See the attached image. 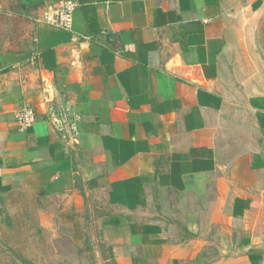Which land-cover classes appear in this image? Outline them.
Here are the masks:
<instances>
[{
	"label": "crops",
	"instance_id": "obj_1",
	"mask_svg": "<svg viewBox=\"0 0 264 264\" xmlns=\"http://www.w3.org/2000/svg\"><path fill=\"white\" fill-rule=\"evenodd\" d=\"M73 1L1 57L0 197L96 227L97 264H264L257 30L230 0Z\"/></svg>",
	"mask_w": 264,
	"mask_h": 264
},
{
	"label": "rangeland",
	"instance_id": "obj_2",
	"mask_svg": "<svg viewBox=\"0 0 264 264\" xmlns=\"http://www.w3.org/2000/svg\"><path fill=\"white\" fill-rule=\"evenodd\" d=\"M230 1L232 31L242 35L257 30L250 48L264 92V7L252 17L246 10L251 0ZM23 8L20 0H0V67L4 53L31 46L38 10ZM47 205L28 196L0 197V264H97V228L73 226Z\"/></svg>",
	"mask_w": 264,
	"mask_h": 264
},
{
	"label": "built area",
	"instance_id": "obj_3",
	"mask_svg": "<svg viewBox=\"0 0 264 264\" xmlns=\"http://www.w3.org/2000/svg\"><path fill=\"white\" fill-rule=\"evenodd\" d=\"M76 8L77 3L73 0H57L45 10L43 22L51 27L69 30L72 27ZM35 59L36 57H33L31 60ZM16 117L20 130H25L36 121L35 110L30 107L22 108Z\"/></svg>",
	"mask_w": 264,
	"mask_h": 264
},
{
	"label": "trees",
	"instance_id": "obj_4",
	"mask_svg": "<svg viewBox=\"0 0 264 264\" xmlns=\"http://www.w3.org/2000/svg\"><path fill=\"white\" fill-rule=\"evenodd\" d=\"M47 1L48 0H20L22 6H24L23 9H27L26 11H28V8L30 7L38 10L36 13V16L34 17V20L41 19V17L43 16V13L49 6ZM24 13H27V12H24Z\"/></svg>",
	"mask_w": 264,
	"mask_h": 264
},
{
	"label": "water",
	"instance_id": "obj_5",
	"mask_svg": "<svg viewBox=\"0 0 264 264\" xmlns=\"http://www.w3.org/2000/svg\"><path fill=\"white\" fill-rule=\"evenodd\" d=\"M258 247H260V248H261V247H264V243H263V244H261V245H259Z\"/></svg>",
	"mask_w": 264,
	"mask_h": 264
}]
</instances>
